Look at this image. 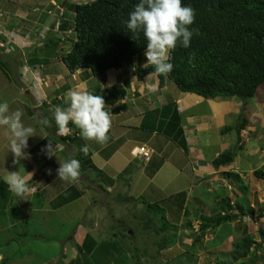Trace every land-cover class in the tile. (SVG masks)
Masks as SVG:
<instances>
[{"label": "crops", "instance_id": "crops-1", "mask_svg": "<svg viewBox=\"0 0 264 264\" xmlns=\"http://www.w3.org/2000/svg\"><path fill=\"white\" fill-rule=\"evenodd\" d=\"M66 7V3L58 4L55 0H0V31L1 36L7 41V47L17 48V43H19L23 46L22 51L26 47L29 48L30 55L27 56L24 53L21 59L14 60L21 70V73H18L19 77L25 81L21 83L18 93L27 95L32 106L38 102V106H40L33 108H37L40 115L43 112L53 111L56 106L67 107L65 93L70 89L102 96L106 105L105 110L110 111L112 115V127L108 134L109 141L103 147L95 142L86 141L81 138L77 128L76 138H80L78 142H63L61 137L69 136L71 133L58 135V132L53 134L52 139H49V135L45 134L44 137L36 141V145L28 151L30 158L21 160V163L23 161L29 163L24 169L32 171V176L35 175L32 178L27 176L31 191L26 197L32 196V198L24 204H12L8 209L7 206H0V212L6 211L10 214L13 211V219H8L5 229L0 232V264H83L78 259L82 256H87L90 259L95 258L97 263L104 264L101 262L103 257H107L109 254L116 256L119 254L114 243L123 246L124 242L121 237L123 232L115 226L117 222L115 221L114 225V220L109 218V214L106 217L97 213L98 206L88 211L90 205L97 204L96 201H91L89 205L87 201L98 194L94 192V189L100 190L105 195L100 179L96 178L98 185H92L95 178L90 170L81 171L83 168L81 166L79 179L73 182V185H67V189L65 188L52 198L49 211L42 210L47 195L42 194L50 185V181L46 180L47 170L51 169V174L58 179L56 169L60 166L59 160H79L78 154L85 145L89 147L88 155L91 163L104 173L106 179L112 180L111 183L103 184L109 190L116 186L117 189L121 185L125 186L126 194L124 193L122 199L131 203L143 201L148 204L158 202L162 205H169L174 204L173 200L175 199L187 203L186 197L179 196L188 192L193 186L204 187V190L209 192L217 191L220 187L217 189L214 186H217L218 180L214 181L215 174L221 172L222 169H227L229 165L214 169L211 163L219 154L234 147L237 139L235 131L221 134L220 130L225 127H236L242 121V117L248 122L240 133L242 148L237 151L234 161L230 164L231 166L235 163L238 165V169L231 167L229 171H226L240 177L254 173L259 169L264 171V85L256 93L257 95L262 89V95L258 100L255 99L256 96L247 100L205 99L192 93L179 91L168 80H165L160 87L159 79L155 74L138 78L135 73L137 68L146 66L145 52L135 56L129 66L109 69L104 82L88 69L70 72L61 59L62 55L70 49L69 47L64 52L62 50L63 34L66 36L67 43L72 39V34V41L75 40L72 30L73 13L69 7ZM55 8L57 12L53 20L56 22L54 24L52 22L47 25L42 15L37 14L45 9L47 13H52ZM68 11L71 13L68 14ZM63 25H67V28L65 29ZM22 51H19L20 54L23 53ZM2 54L0 53V55ZM0 67L2 76L5 75V78H8L6 76L7 68L3 61L0 62ZM26 81H32V84L28 82L26 85ZM2 86L3 95L4 92L7 93L8 87ZM113 86L122 87L125 90V96L118 100L105 99V91ZM32 89H35L36 93ZM7 96L4 98L6 99ZM16 100V97L12 98V101ZM17 109L23 110L22 122L26 126V120L32 118V114L28 110L25 111V107L22 105ZM37 124H35L36 127H38ZM1 129L0 136L6 137ZM232 135H234V139L230 142ZM49 142L56 149V156L51 159L41 151ZM140 146L151 151L148 161L141 156L134 155L133 150ZM211 148L214 149L213 160L211 162L204 161L206 159L203 154L208 153L207 150ZM246 151H249L248 157L251 163L244 167L236 161V158L237 154H245ZM1 152L11 153L7 137L5 141L0 140ZM11 155L13 156L12 153ZM46 163L47 168H45ZM23 165L25 166V164ZM228 178L233 179L234 177L225 176V179ZM74 185L83 186L76 188ZM0 186L10 193L11 199L16 197L18 202L22 200L8 191L6 183L0 182ZM222 189L224 187H221ZM87 192L92 196L87 195ZM35 195L37 198L34 197ZM78 201L79 203L75 208H72V211L68 210L63 213L62 210H59L72 206ZM142 206L144 207V205ZM183 207L181 206L182 217L179 216L181 218L171 222L167 218L166 220L173 226L175 232L182 229L179 233L185 238L181 242L173 241V244L161 251L158 256L162 257L165 264H182V262L205 264L204 253L200 251L199 247L203 250V241L205 239L208 242V232L211 230H208V234L206 233L201 242L197 243L199 247H196L197 244L192 246V235L189 232L186 233L184 227L187 223L184 219L188 217L189 221V226L186 229H193L195 228L193 224H200L202 220L208 219L205 216L207 211H203L204 215L201 214L199 218H196L199 220L198 222L188 216L189 212ZM15 212L22 215L15 216ZM58 212L59 217L56 218L54 214ZM33 214L40 216L32 218ZM86 214H90V216L85 217ZM30 219L47 230L55 225V228L49 230L55 233L53 236L42 234L40 239L36 238L40 241L39 243L31 245V247L30 245L26 246L35 238V234H31V229L34 228H30ZM68 221L75 224L74 238L79 244L74 245H79L81 253L77 252L68 242L71 236L59 235V230H62ZM87 225L92 226L88 227ZM186 238L189 239V242L185 241ZM32 242L34 243V241ZM212 242L218 244L216 238ZM61 243V251H58ZM191 247H193V252L192 255H189L188 249ZM222 249L224 247L220 245L218 249L212 247L208 250L211 254L207 258L211 261L208 264L218 263L217 260L216 263L214 260L212 261L216 256L213 253H217L218 250L222 251ZM230 250L226 246L223 252L228 254ZM155 256L157 257V254ZM178 256H180L179 260L175 261ZM185 256H190L191 259L185 258ZM148 261L150 260L148 259ZM105 264L112 263L107 261ZM139 264H143L141 260H139ZM145 264H149V262Z\"/></svg>", "mask_w": 264, "mask_h": 264}, {"label": "trees", "instance_id": "trees-1", "mask_svg": "<svg viewBox=\"0 0 264 264\" xmlns=\"http://www.w3.org/2000/svg\"><path fill=\"white\" fill-rule=\"evenodd\" d=\"M138 3L140 0H93L85 4L71 5L75 40L72 41L69 51L61 57L66 68L70 72L88 69L104 82L109 69H120L131 65L135 56L146 51L143 34H140L138 40H133L132 33L125 26V21ZM182 4L192 7L196 13L195 22L190 26V30H195L190 47L183 48L178 45L171 53L169 62L174 67L167 77L157 75L151 65L137 68L135 71L137 77L143 78L155 74L159 79L160 87L165 80H168L179 91L205 99L253 98L258 89L264 85V0H182ZM63 27L66 29L67 25ZM4 40V37L0 36V41ZM192 53L195 54V58L190 65L189 58ZM124 96L125 90L119 86H113L105 91V99L118 100ZM40 117L41 121L47 119L50 122L48 126L44 125L45 129L52 131L53 134L58 132L54 110L43 112ZM247 123L242 117V121L236 127H225L220 130L221 134L234 130L237 139L234 147L219 154L212 161L211 165L214 169L228 166L234 161L237 151L242 148L240 133ZM69 127L72 129L71 135L61 137L62 141H80V138H76L75 126L70 123ZM78 155L83 167L81 171L90 170L95 178L100 179L104 184L112 182L91 163L89 155L85 156L81 151ZM81 159L85 160L81 162ZM253 175L264 180L263 170L254 171ZM228 176H233L237 180L242 192L247 190V187L242 185V178L239 175L228 173ZM245 202L248 203V200L245 199ZM157 203L144 204L147 214L161 215L160 227L155 230L156 234L174 230ZM215 205L221 209V214L215 218L204 219L200 223L198 227L200 234L191 237L192 246L201 242L209 229L222 230L223 227L220 226L231 224L239 216L252 217L258 222L264 213V200L257 212L247 205L240 203L233 205L228 198L221 196L215 200ZM151 219L148 217L143 223L144 229L150 228ZM256 233L261 237L260 243L248 229L238 241L231 244L228 253L231 259L229 264H245L247 259L252 260L256 255L264 262V256L260 257L257 253L264 249V228H258ZM223 236L224 234L217 238H221L218 243L228 237L222 238ZM121 237L126 238L124 233H121ZM164 238L156 244L157 256L172 245ZM72 246L81 253L79 246L74 244ZM244 259V262H239ZM135 264H139V260H135Z\"/></svg>", "mask_w": 264, "mask_h": 264}, {"label": "rangeland", "instance_id": "rangeland-1", "mask_svg": "<svg viewBox=\"0 0 264 264\" xmlns=\"http://www.w3.org/2000/svg\"><path fill=\"white\" fill-rule=\"evenodd\" d=\"M56 3L58 4H63L66 3L67 7L66 8H70L71 5L74 4H85V3H89L92 2L93 0H55ZM55 7V6H54ZM42 10V9H41ZM56 8L52 13H47V10H43V11H39L37 12V14L42 15V17L44 18V22L47 25H50L53 20L54 17L56 16ZM71 13L68 11V14ZM67 22L69 23V20L67 19ZM71 22V21H70ZM55 22H53L54 24ZM55 26V25H54ZM66 36L63 34V40L64 44L62 47L63 52L67 51L69 49V44L72 42L73 40V34H72V39L67 43V41H65ZM23 46H21L19 43H17V48H11L10 47H5V48H1L0 47V53H3L2 55H0V62H4L5 67L7 68L6 72L8 78H5V75L2 76V72L1 73V77H0V103L3 102H7L9 104V110L10 111H15L17 108H19L21 105L23 107H25V111L28 110V112H30L32 114V118L26 120V126H31L33 128L36 129L35 135L33 137H29L28 140V148L25 150L26 152H28L33 146H35L36 141L38 139H41L42 137L45 136V134L49 135V139H52L53 137V132H49L48 129H45L44 125L41 124V117L39 118L40 112L37 108H33V107H39L38 106V102L34 103L32 106V102L29 100L28 96L23 94V93H18L20 91V86L21 83H24V79L19 77L18 73H21L20 67H18L15 63L14 60H18L21 59V56L24 55V53L28 56L29 54V48L26 47L23 49ZM22 51L23 53L20 54L19 51ZM31 51H33L30 48ZM33 53V52H32ZM1 68V67H0ZM3 70V69H2ZM32 84V81H26V85L28 84ZM5 85L7 86V93L3 92V86ZM174 85V84H173ZM32 87V85H31ZM36 89V88H35ZM35 89H32L34 93H36ZM8 95V96H7ZM11 95V96H9ZM262 95V89H260V91L258 92L257 95H255V99L258 100L259 97H261ZM7 98L5 99L4 97ZM16 97V101H12V98ZM247 100V99H246ZM39 125H38V124ZM38 127H36V125ZM234 128V127H231ZM2 131H4L3 129H1ZM234 131V130H232ZM201 137V136H200ZM6 137H4L3 135L0 136V140H4L5 141ZM234 139V135L231 136L230 138V142H232ZM254 143H256V141H253ZM231 149V148H230ZM208 153H204L203 156L206 160L204 161H208L211 162L213 160V152L214 149H208L207 150ZM249 156V151H246L245 154L243 153H239L237 154V158L236 161L239 162L241 165H243L244 167L248 166L251 161ZM13 159L14 157L10 154H6L5 152H1L0 153V182L5 183V177L7 175V172L11 173V172H20L21 175H24L27 177V173H32V171H27V169H24L25 167L27 168L28 166V162H22L21 161L18 164H13ZM150 159V158H149ZM148 159V160H149ZM28 160V159H25ZM146 160V161H148ZM53 163V162H51ZM25 164V166L23 165ZM235 167L236 169H238V165H236L235 163H233L231 166L229 164V167L227 169H222L221 172L216 173L215 177H214V181L216 179L217 182V186L214 185L218 190L214 191V192H209V191H205L204 187L201 188L199 186H193L188 192L183 193L182 196L179 197H186L187 199V203L182 200H178L175 199L174 204H159V206L163 209V212L166 215V218L169 222H171L172 220L176 221L178 218L182 217V212H181V206H184L183 208H186V211L189 212L188 216L196 219L199 218L201 216V214H203V211H207L205 216L206 218H215L216 216H218L219 214H221V209L216 207L215 205V200L218 197H225L228 198L231 202V204L233 203V205H235L236 203H240L244 206H250L252 207L253 211L258 210L259 207H261V202L264 200V180H260L257 177H255L253 175V173H249L246 175H243L242 178V185L247 187L246 191L241 190L240 184L237 182V180L235 178L233 179H225V176H228L227 171H229L230 168ZM45 168H47V163L45 164ZM248 168V167H247ZM227 170V171H226ZM262 170V169H261ZM34 175V174H33ZM35 176V175H34ZM32 176V177H34ZM94 176V175H93ZM30 177V178H32ZM95 178V176H94ZM28 179V178H27ZM47 181H50V185L43 191L42 195H46L45 199H44V205L42 206V210L44 212L49 211L51 203L50 201L52 200V198L57 194H60L62 192V190H64L66 188V186H70L73 185L72 183H67L64 181H61L59 179H56L54 177L53 174L49 175L47 174ZM42 181V179H41ZM93 182V183H92ZM92 185H98V181L96 180V178L94 179V181H92ZM89 183V182H88ZM36 184V183H35ZM103 190H104V194H102V192L98 189H94V192L98 193L94 196L90 195L89 192H87V195L92 196L91 199H88V203L90 205L91 201L93 202H97L96 205L93 206H89L90 208L88 209V211H91V208L93 207H97L98 206V211L97 213L99 214H103L104 216L109 214V218H113L114 220V225H115V221L116 223V228H118L119 231L125 233V239H123V246L122 244H118V243H114V246L117 248V250L119 251V254L113 255V254H109L107 257H103L102 259V263H106L111 262L112 264H135V260H141V263L145 264L148 263L149 264H165L164 260L162 259V257L160 256H155L157 254L158 251V247H157V243H159L161 241V239H168V243L173 244L174 242H181L184 237V235H180V231H182V229L178 230L175 232L174 230H168V231H164V232H159V234H156L155 230H158L160 227V217L161 215H157L154 213H150L147 214L144 210V207L142 205H144L145 203L142 201L141 203H131L128 200H124L122 199V196H124L126 194L125 190V186L121 185V187H119L117 189L116 188H111L109 190V188H107L102 182H100ZM83 185H74V187H82ZM29 187H31V185L29 184ZM221 187H224V189L221 190ZM67 189V188H66ZM110 191V192H109ZM109 192V193H108ZM37 194H39L38 192H36ZM125 193V194H124ZM36 197V195L34 196ZM32 198V196H28L25 197L26 200H21L20 202L17 201L16 197L11 199L10 197V193H8L2 186H0V206H7V209L9 208V206H11L12 204L17 205L18 203L24 204L28 199ZM37 198V197H36ZM248 200V203L245 202V199ZM50 203V204H49ZM79 203L76 202V204L74 203L72 206H68V207H64L63 209H59L62 210L63 213L67 212L68 210L72 211V208H75L76 205ZM100 204V206H99ZM205 208H203V206ZM164 206V207H163ZM48 209V210H46ZM236 209V208H235ZM84 211L86 210L85 208L83 209ZM24 212V211H23ZM105 212V214H104ZM235 212H237V210H235ZM247 212V211H246ZM22 213V212H20ZM87 213V212H86ZM59 212L54 214L56 216V218L59 217ZM20 217V215L17 212H15V216ZM90 216V214H86L84 215L85 217ZM204 215V214H203ZM39 214H33L32 218H37L39 217ZM181 216V217H179ZM22 217V216H21ZM69 217L71 218V216L69 215ZM108 217V216H106ZM151 217V226L149 229H144L143 228V223L145 221H147V218ZM8 219H13V211L10 212V214H8L6 211L0 212V232H3V230L5 229L6 224L8 223ZM99 219V218H98ZM112 221V219H110ZM185 222L187 224H185L184 229L186 230V233L189 232V234L191 235H199L200 234V230H198L199 227V223L197 224H193V226H195V228L187 230V225L189 226V221H188V217L186 219H184ZM183 220V221H184ZM84 221V220H83ZM99 221V220H98ZM198 221L199 220H195ZM31 222V226L30 228H34L31 229V234H35V238L32 239L29 243L26 244V246L31 247V245H35L37 243H39L40 241L36 238L42 237L43 235H51L53 236V234L55 232H50L49 230L55 228L54 226H51V229L47 230L45 229L43 226H38L37 224L34 223L33 219H30ZM203 222V220H202ZM75 224H73L71 221H68L67 224L64 225V228H62V230H59V235L61 236H65V235H69L71 236V240H69L68 242L73 245L78 243L75 238H74V234H75V230L74 227ZM110 225V224H109ZM88 227H91L92 225H87ZM227 226V227H226ZM220 227H223L222 230L220 228H216V229H211V231H209V239L208 242L204 239L203 241V250L198 246V244L196 245V247H199L200 251H202L204 253L203 255V260L206 262L205 264H208V262L210 259L208 258L209 254L208 250H210L212 247L215 248H219L220 245H223L224 249L227 246L229 249H231V244L234 241H238L240 239V237L247 233V230L249 229L254 238L257 240L258 243H260V236L257 235L256 231L258 228H264V213H263V217L260 219V221L255 222L252 217H248V216H239V218L236 221H233L231 224H227V225H222ZM175 228V227H174ZM128 229V230H127ZM34 230V231H33ZM43 230V231H42ZM210 230V229H209ZM213 230V231H212ZM39 232V233H38ZM70 233V234H69ZM207 233V234H208ZM224 234V236L222 238L227 237L226 239H223L221 243H215L213 244V239L216 238V242L221 240V238L217 239L218 237H221V235ZM40 235V236H37ZM127 235V236H126ZM218 235V236H217ZM103 236V235H102ZM213 237V238H212ZM192 240V239H191ZM34 241V243L32 242ZM187 242H189V239L186 238ZM15 244V243H13ZM79 244V243H78ZM41 245H43L41 243ZM60 248H58V251H61V245H59ZM79 246V245H78ZM40 249L42 247H39ZM75 248V247H74ZM224 249H222V251H219L217 253H213L214 254V258L212 259V261L214 260V262L216 263V260L218 262H221L223 264H229L231 259L228 256V254H226L224 251ZM76 250V249H75ZM127 250V251H126ZM189 251V255H192L193 252V247H191L190 249H188ZM258 255L260 257L264 256V249H261L260 251H257ZM212 254V255H213ZM194 255V254H193ZM172 256V255H170ZM181 256V255H180ZM177 257V259L175 261L179 260V257ZM118 257V258H117ZM62 258V257H61ZM185 258L191 259V257L189 256H185ZM79 261L83 264H101V263H97L95 261V258H88L87 256H82L78 258ZM148 259L150 261H148ZM244 260H240L239 262H244ZM182 264H186L185 262H182ZM245 264H264V262L261 261V258H258V256L256 255L255 258H253L252 260L247 259L245 261Z\"/></svg>", "mask_w": 264, "mask_h": 264}, {"label": "clouds", "instance_id": "clouds-1", "mask_svg": "<svg viewBox=\"0 0 264 264\" xmlns=\"http://www.w3.org/2000/svg\"><path fill=\"white\" fill-rule=\"evenodd\" d=\"M195 15V10L190 6H184L182 0H140L129 14L125 26L132 33L133 40H138L140 34H143L146 40L145 65H151L157 75L167 77L173 71L174 66L169 61L171 53L178 45L183 48L190 47L195 31L190 30V26L195 22ZM194 58L195 54H190V65ZM65 96L67 107L56 106L54 109L57 134H70L71 123L79 129L82 139L95 142L102 147L107 145L112 115L110 111L105 110L103 97L71 89ZM22 116V109L10 111L7 102L0 103V128L4 130L8 139L9 151L14 157L13 164L30 158V153L25 150L28 148L29 137L36 136V129L25 126ZM40 123L48 126L50 122L44 119ZM41 151L49 159L56 156V149L50 142ZM80 151L87 156L89 147L85 145ZM59 165L56 169L59 180L73 183L79 179L81 168L79 160H59ZM47 171L51 175L52 170ZM27 176L32 177L30 173H27ZM5 183L8 185V191L22 200H26L25 197L31 191L27 177L22 176L20 172H8Z\"/></svg>", "mask_w": 264, "mask_h": 264}, {"label": "built area", "instance_id": "built-area-1", "mask_svg": "<svg viewBox=\"0 0 264 264\" xmlns=\"http://www.w3.org/2000/svg\"><path fill=\"white\" fill-rule=\"evenodd\" d=\"M1 35H2V33L0 31V36ZM7 45H8L7 41H5V40L4 41H0V47L1 48H5V47H7ZM133 151H134L133 153H134L135 156H141L144 160H148L150 158V156H151V151L148 150L147 148L143 147V146L135 148Z\"/></svg>", "mask_w": 264, "mask_h": 264}]
</instances>
